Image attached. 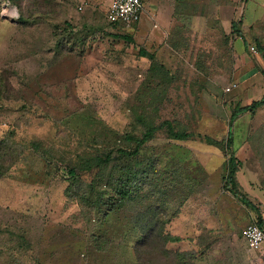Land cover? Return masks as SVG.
I'll list each match as a JSON object with an SVG mask.
<instances>
[{
    "label": "rangeland",
    "instance_id": "374dc122",
    "mask_svg": "<svg viewBox=\"0 0 264 264\" xmlns=\"http://www.w3.org/2000/svg\"><path fill=\"white\" fill-rule=\"evenodd\" d=\"M111 2L0 0V69L15 87L0 99V140L9 139L16 157L0 176V264H134L129 203L114 198L113 209L112 203L98 209L91 202L107 188L114 194L121 160L107 166L102 186L92 182L69 194L60 158L83 144L133 148L123 136L141 108L195 137L179 140L159 130L125 161L141 178L130 198H156L167 208V230L182 238L168 243L172 250H196L203 232V245L216 240L197 261L162 253L148 264H212L211 258L227 264L232 246L240 259L234 264L252 262L243 239L251 210L222 182L232 111L264 96V55L251 49L258 41L264 47V0L200 1L194 18L211 22L215 33L196 28L184 35L186 50L171 59L147 42L142 23L150 10L117 28L107 17ZM217 4L226 8L216 12ZM233 20H242L239 33ZM233 131L237 177L246 188L239 193L260 194L264 205V104L242 114ZM213 248L220 253L209 256Z\"/></svg>",
    "mask_w": 264,
    "mask_h": 264
},
{
    "label": "trees",
    "instance_id": "16d2710c",
    "mask_svg": "<svg viewBox=\"0 0 264 264\" xmlns=\"http://www.w3.org/2000/svg\"><path fill=\"white\" fill-rule=\"evenodd\" d=\"M24 16H21V21ZM242 20L236 21L233 20V28L234 31L240 32L239 25L241 24ZM109 23L114 27H120L124 24L121 22H110ZM171 43L175 46L176 41H172ZM244 43L247 44L246 40ZM258 48L264 55V47L258 41ZM248 45V44H247ZM176 47V46H175ZM174 47V48H175ZM154 57V55H152ZM15 91V87L13 86L12 82L4 76V69H0V99L6 97H11L12 93ZM264 104V96L261 99L253 100L251 104L241 105L238 104L234 107L230 121H229V131L227 138L224 139L225 147L227 148V153L229 154V158L227 160V173L225 177V181L222 182V186L224 190L233 193L234 195L238 196V199L242 200L245 204L250 205V200L239 193L241 190V185L238 180L237 174L239 171L240 160L236 156V151L234 148V125L238 118L246 113V112H256V110ZM138 112V111H137ZM152 110H149V114L147 113L146 108L138 112L135 117V123L133 122V126L131 130H127L124 133V140L125 142H129V144H133V148L130 147H119L117 149L114 148H98L93 147L92 145H82V147L77 149V147L70 152V156L66 157L65 159L60 158L64 161V165L66 171L68 173V178L70 184L68 186L69 194H72V191L76 193L74 188L76 186L85 188L88 184L94 185H103L102 179L104 176V172L114 160H121L117 165V169L121 174L117 181L114 180V185L111 186V189L114 191V194L111 195L109 189L102 190L98 198L95 200H91V202L96 203V208L102 209L103 205L106 203L111 204L110 209L115 207L116 201L113 200L114 198L120 199V201H124L129 203L130 208V221L132 225V230L135 233L136 237H133V242L127 248L130 259L133 260L134 264H148L149 261L154 260L156 257H159L160 254H166L172 256L175 255V259L181 258H194V260H198L203 257L204 254H208V251L214 246V242L216 240L214 238H208L206 244L203 245L201 243L204 242V232L199 235L197 238L196 245L194 246L196 250L192 252H182L177 250H172L167 247L168 243L180 241L182 238L179 235H175L167 230V223L171 220V214L161 204L157 202V199L148 200V198H130L136 197L133 193L137 191L135 189L139 186V180L141 179L136 172H134L131 168L128 167L129 163L125 162L132 158V156L139 154L143 145L146 144L149 140L156 136V133L159 130L165 129L171 138L183 140V139H191L195 137L193 132L184 129H177L173 126V123L169 120H163L162 122L158 123V120L154 118V115L151 113ZM134 120V119H133ZM208 137V136H207ZM35 148H39L42 144L35 140L33 142ZM128 144V143H126ZM10 144L9 139H1L0 140V176L7 172V168H10V161L9 159L16 160V157L10 153ZM15 153V149H12ZM38 150V149H37ZM118 151L119 155L115 156V152ZM19 154V153H18ZM66 153H64V156ZM133 171V172H132ZM148 175H149V168H148ZM127 172V174H125ZM130 172V173H128ZM92 175L89 182H86L84 176ZM146 175V176H148ZM129 179H125L128 178ZM137 181V184H135ZM81 188V187H80ZM133 188V189H132ZM136 191H135V190ZM242 191V190H241ZM133 192V193H132ZM137 193V192H136ZM141 200L143 203L137 204V200ZM109 201V202H107ZM247 201V202H246ZM133 206L131 207V205ZM177 215V212H176ZM261 226H263V219L260 217L258 221ZM244 229V228H243ZM96 237V236H94ZM196 246L198 248H196ZM204 246V247H203ZM107 248V247H106ZM105 249V248H103ZM101 249L100 251H103ZM188 262V260H186ZM183 264V263H182Z\"/></svg>",
    "mask_w": 264,
    "mask_h": 264
},
{
    "label": "crops",
    "instance_id": "0c3cea01",
    "mask_svg": "<svg viewBox=\"0 0 264 264\" xmlns=\"http://www.w3.org/2000/svg\"><path fill=\"white\" fill-rule=\"evenodd\" d=\"M200 1L202 0H146L145 7L147 8H145L141 20L143 19L146 10H150L148 11V16H145L144 21L142 23L143 32L146 35H148L147 42H149V44L157 43L158 47H160V52L166 51L167 52L166 57L168 59H171V57L175 55L174 53H176L177 50H184V51L186 50L185 41L187 40L184 38V35L187 36L192 32L193 34L198 33L196 32L197 30L196 28H200L201 31H205L206 29L209 30L207 34L215 33L212 29L214 25L211 22L200 18H194L195 15L202 13L201 12L202 7H200L201 5ZM217 5L218 6L216 7V12L222 10L223 8L222 5L221 6L219 4ZM225 8L226 7H224L223 10ZM198 9H200L199 12H197ZM217 21H219L218 15H217ZM157 27H160L161 29L156 30ZM171 40L176 41L175 43L176 47L172 45ZM239 182L241 185V190L245 192L246 188L244 184L242 183L241 180ZM250 188L255 189L254 187H250ZM254 195L256 198L253 199L248 198V200H250L251 202L250 205L245 204L243 202L244 206L248 207L251 210L249 213L250 220L248 223L258 221L261 217L263 219V226H264L263 198H258L260 197V194L255 193ZM233 197L238 198V196L234 194ZM209 198H212V196ZM213 198H229V197L228 196L222 197L219 194L215 193L213 194ZM243 239L246 246V251L247 253H249L247 242L245 238ZM232 247H233L232 250L229 247V253L228 256L226 257L227 264H234L236 261L240 260L236 255V247L235 246ZM221 251H223V249ZM211 253L216 255V253H220V249L213 248V250L209 253V256L211 255ZM258 254L259 256L262 257L264 264V245L262 247V250ZM212 259L213 258H211L212 264H215L214 262H219L218 259L213 260L214 262L212 261ZM248 261H249V257H248ZM248 264H252L251 260L248 262Z\"/></svg>",
    "mask_w": 264,
    "mask_h": 264
},
{
    "label": "built area",
    "instance_id": "2783aa9c",
    "mask_svg": "<svg viewBox=\"0 0 264 264\" xmlns=\"http://www.w3.org/2000/svg\"><path fill=\"white\" fill-rule=\"evenodd\" d=\"M144 10V0H112L107 17L110 22L129 25L139 22ZM251 49L257 51L255 46H251ZM243 235L249 251L253 254L252 264H263V259L258 253L264 245V226L256 221L251 222L244 227Z\"/></svg>",
    "mask_w": 264,
    "mask_h": 264
}]
</instances>
